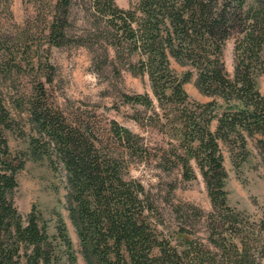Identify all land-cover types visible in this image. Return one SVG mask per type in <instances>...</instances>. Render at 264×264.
Masks as SVG:
<instances>
[{"label":"trees","instance_id":"obj_1","mask_svg":"<svg viewBox=\"0 0 264 264\" xmlns=\"http://www.w3.org/2000/svg\"><path fill=\"white\" fill-rule=\"evenodd\" d=\"M73 1L50 3L45 41L86 46L99 71L120 59L133 74L149 76L157 101L148 93L123 92V102L163 110L161 127H168L175 143L173 159L162 154L161 166L171 162L170 169L191 180L197 163L213 204L208 243L185 226L176 238L166 232L151 190L124 174L125 152L150 155L141 135L113 120L123 151L112 153L88 122L70 121L50 103L46 84L54 80L55 66L43 61L45 51L28 45L30 37L16 49L13 39L0 35V264H78L62 217L50 233L35 207L23 214L15 204L26 156L13 154L5 133L16 121L13 108L26 109L46 136L43 145L36 137L29 141L28 156L54 147L64 164L67 207L89 264H264V221L237 215L229 204L223 153L227 147L233 161L245 160L248 137L264 136V94L258 85L264 73V0H132L127 8L116 0H88L93 21L81 32L71 30ZM231 39L232 74L224 61ZM172 60L189 67L178 73ZM24 61L41 73L31 93L19 94L10 86L15 88ZM194 75L211 100H190L185 83Z\"/></svg>","mask_w":264,"mask_h":264},{"label":"rangeland","instance_id":"obj_2","mask_svg":"<svg viewBox=\"0 0 264 264\" xmlns=\"http://www.w3.org/2000/svg\"><path fill=\"white\" fill-rule=\"evenodd\" d=\"M52 1L0 0V35L13 39L16 49L23 46L20 44H24L30 37L28 45L33 46L34 50L40 46L45 51L43 61L48 59L55 66L54 80L46 84L50 103L70 121L77 119L80 123L88 122L103 141V145H107L105 148L112 150V153L123 151L122 143L112 129L113 120L141 135L142 142L149 147L150 155L125 152L121 160L124 174L143 181L151 190L166 232L176 238L175 233L179 227L185 226L191 229L192 235L208 243V214L213 210V204L197 163L193 161L196 177L191 180L184 179L178 168L170 169L171 162L161 166L159 157L162 154L165 153L173 159L170 149L172 143H175L168 127H161L159 119L164 113L163 110L156 106L155 112L154 109L142 105L131 106L123 102V92L148 93L157 101L149 76L133 74L122 66L120 59L99 71L93 63V55L84 45H49L42 30L47 19L51 18L49 10ZM131 1L116 0L120 6L126 8ZM87 7L88 0L73 1V32H81L85 25L92 23L93 19L86 10ZM25 61L22 69L16 70L15 88L10 86L11 91L19 94L31 93L33 81L41 73L40 69L26 66ZM224 61L228 72L232 74L235 64L234 39L229 40L226 45ZM172 67L178 73H183L189 66L172 60ZM258 85L264 94V73L259 77ZM185 88L191 101L207 102L212 99L200 91L196 85V75L185 83ZM12 111L16 121L5 133L13 154L26 156L25 166L18 173L19 185L14 195L16 206L23 214L29 213L35 207L46 220L50 233L56 231L58 217H62L74 241L78 264H89L81 252L67 207L68 186L63 162L58 158L54 147L41 150L37 158L28 156L29 141L36 137L37 142L43 145L46 136L31 122L26 109L20 111L13 108ZM215 127L216 121L212 128ZM263 138L261 134L248 137L249 155L239 162L233 161L227 147L223 149L224 164L229 175V204L237 215L247 217L253 222L264 221V142L260 143ZM165 162L164 160L163 163ZM249 241L251 245H255L253 235H249Z\"/></svg>","mask_w":264,"mask_h":264}]
</instances>
